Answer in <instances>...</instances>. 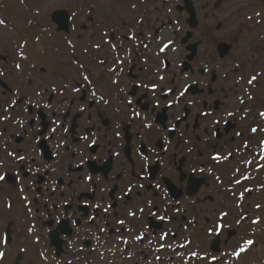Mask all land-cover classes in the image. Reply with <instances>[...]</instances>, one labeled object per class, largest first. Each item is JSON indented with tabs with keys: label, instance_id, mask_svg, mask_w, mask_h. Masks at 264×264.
Wrapping results in <instances>:
<instances>
[{
	"label": "flooded vegetation",
	"instance_id": "af4514ba",
	"mask_svg": "<svg viewBox=\"0 0 264 264\" xmlns=\"http://www.w3.org/2000/svg\"><path fill=\"white\" fill-rule=\"evenodd\" d=\"M258 1H98L66 32L22 27L0 56V264L245 263Z\"/></svg>",
	"mask_w": 264,
	"mask_h": 264
},
{
	"label": "rangeland",
	"instance_id": "374dc122",
	"mask_svg": "<svg viewBox=\"0 0 264 264\" xmlns=\"http://www.w3.org/2000/svg\"><path fill=\"white\" fill-rule=\"evenodd\" d=\"M98 1L112 3V0H0V13L4 19L3 23L0 22V56L13 49V43L17 40V37H20L24 33L22 27H52L50 15L54 11L85 9L89 7L88 5L94 6L95 9L97 7L94 3ZM249 10L253 11V16L255 17L260 14L259 18L262 20V23L259 28L263 29L264 0L258 1ZM5 21H8L6 26ZM8 24L10 25L8 26ZM262 29L258 32L256 31L257 33L254 32L249 37V42L255 39L256 43H263L264 37L262 38V36H264V30ZM247 51L252 50L249 49ZM249 56V59H251L254 55L249 54ZM255 61L254 67L261 73L260 78L262 81H260V85H262L264 90V47H262L261 53L255 58ZM262 180H264V177H262ZM261 181L257 180L249 184L253 186V194H251L250 198L247 196V205H250L251 208H253V205L259 206V209L255 211V214L259 217V222L257 225H253V227L250 225L247 227L246 233H248V240H252V246L248 251L244 264H258L257 261L259 260L260 263H264V181ZM241 191L240 187L235 192V195L238 197ZM241 260L235 261L234 264H242L241 262L244 261Z\"/></svg>",
	"mask_w": 264,
	"mask_h": 264
},
{
	"label": "water",
	"instance_id": "95a60500",
	"mask_svg": "<svg viewBox=\"0 0 264 264\" xmlns=\"http://www.w3.org/2000/svg\"><path fill=\"white\" fill-rule=\"evenodd\" d=\"M51 21L57 26V32H66L68 28V15L65 11H57L51 15Z\"/></svg>",
	"mask_w": 264,
	"mask_h": 264
},
{
	"label": "snow or ice",
	"instance_id": "6c2138e0",
	"mask_svg": "<svg viewBox=\"0 0 264 264\" xmlns=\"http://www.w3.org/2000/svg\"><path fill=\"white\" fill-rule=\"evenodd\" d=\"M2 179H4V177H2V176H0V180H2ZM3 254L2 253H0V256H2Z\"/></svg>",
	"mask_w": 264,
	"mask_h": 264
}]
</instances>
